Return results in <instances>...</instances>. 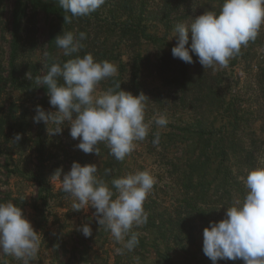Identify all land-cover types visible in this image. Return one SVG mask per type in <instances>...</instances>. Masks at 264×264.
Masks as SVG:
<instances>
[{
	"label": "rangeland",
	"instance_id": "374dc122",
	"mask_svg": "<svg viewBox=\"0 0 264 264\" xmlns=\"http://www.w3.org/2000/svg\"><path fill=\"white\" fill-rule=\"evenodd\" d=\"M216 1L187 0L186 15L193 20L205 11H216ZM168 3L164 0H143V3L142 0H134L128 14L119 11L115 0H106L98 9L102 14L100 19L83 17L84 22L76 21L74 24V36L80 32L86 34L85 47L79 55L91 53L96 61L107 60L115 64L123 80L133 83L130 93L133 96L142 93L147 97L146 122L157 114H164L169 121L163 128L153 122L148 137L121 162L108 154L109 149L104 144L98 145L99 156L79 150L76 145L80 140L72 139L68 122H64L60 134H51L56 127L54 124L33 123L37 105L46 114L57 111L48 102L46 87L37 85L34 78L45 75L53 62L63 63L72 58L65 57L54 40L66 31V27L54 17L28 11L19 29L14 31L10 25L12 1L0 0V203L11 201L20 207L24 217L41 235L38 254L30 264H86L84 258L91 259L93 264H104L105 261L110 264H137L135 257H139L138 264H163L158 257L163 253V244L153 232L145 230V224L132 229L143 243H139L132 252L125 250L118 255L115 249L121 245L114 241L110 231L99 227L95 209L89 207L76 211L72 207L73 198L61 190L58 180L51 177L57 169H62V181L74 161L81 166L95 164L100 177L109 183L113 177L148 171L156 179L143 205L148 217L156 216L153 220L158 226L159 218L179 215L182 227L192 228L194 245L187 248L197 256L195 251L203 240L201 224L193 215V205L188 200L191 195L183 190L179 169L177 166L168 167L166 174L163 162L149 156L146 150L153 148L161 153L164 139L154 145V137L150 134L166 133L170 124L179 125V122L194 117V104L183 102L181 95L168 84L177 73L175 61L179 60L168 56L176 45L173 30L179 18L184 17L180 7L178 14L170 12L166 7ZM126 20L129 21L128 26L139 23L146 37L135 35L134 28H128L121 34L116 24ZM190 43L191 40L189 46ZM255 44L258 45L255 50L248 46L241 48L245 54L241 63L214 68L227 77L223 91L227 95L240 96L241 106L249 112L256 128L260 126L259 119L264 118V26ZM28 73L33 79L27 77ZM107 87L108 79L100 83L98 91ZM16 134L21 135L19 141L15 140ZM171 153L181 158L180 152L178 154L173 149ZM106 168L112 170L108 176H104ZM44 187L47 190L44 191ZM84 224L92 228L91 237L85 238L77 230ZM182 257L184 255L178 251L172 256L176 262L190 264L189 256ZM1 261L3 264H23V261L6 256L2 251Z\"/></svg>",
	"mask_w": 264,
	"mask_h": 264
},
{
	"label": "clouds",
	"instance_id": "9594fccd",
	"mask_svg": "<svg viewBox=\"0 0 264 264\" xmlns=\"http://www.w3.org/2000/svg\"><path fill=\"white\" fill-rule=\"evenodd\" d=\"M106 0H58L59 7L70 15L64 21L89 16ZM264 26V0H222L218 11H205L190 24L178 23L174 27L176 45L171 49L173 58L192 64L193 56L205 68L227 67L242 47L254 41ZM189 33L191 43L189 47ZM172 37V38H173ZM171 38V39H172ZM86 34L64 32L55 37L56 46L66 62H53L45 75L36 76L37 85L47 89L50 106L55 112L45 113L36 106L33 123H49L56 127L51 134H60L68 122L72 139L79 138L76 147L85 154L100 155L98 145L104 144L109 155L124 161L144 141L154 122L158 127L169 123L164 114L145 121L147 97L133 96L120 90V83L98 91L100 83L118 75V67L110 61H96L91 53L79 55L85 45ZM170 39V40H171ZM31 80V74H26ZM62 81V83H61ZM21 139L16 134L15 140ZM159 133L152 141L158 145ZM62 169L51 178L60 182L61 190L73 198L76 211L95 209L99 227L110 231L114 241L121 245L115 249L122 255L132 252L139 244L138 233L132 231L148 222L144 202L151 194L156 179L148 171H137L109 182L100 177L95 164L81 166L73 162L70 171L60 180ZM111 169H104L108 176ZM246 193L226 208L225 218L209 222L203 229L202 252L216 264L219 260H242L244 264H264V167L251 169L242 177ZM85 238L92 236L88 224L78 229ZM41 235L24 217L22 209L9 201L0 203V251L30 264L38 254ZM139 262V257L134 258Z\"/></svg>",
	"mask_w": 264,
	"mask_h": 264
},
{
	"label": "trees",
	"instance_id": "16d2710c",
	"mask_svg": "<svg viewBox=\"0 0 264 264\" xmlns=\"http://www.w3.org/2000/svg\"><path fill=\"white\" fill-rule=\"evenodd\" d=\"M10 1L13 4L10 25L14 31L19 29L28 11L54 17L66 27L65 32H73L76 21L84 22L83 17L73 18L71 22L64 21V16L70 13L61 9L58 2L55 4L48 0ZM164 1L169 2L166 7L172 13L178 14L177 11L179 7L181 8L184 17L179 18V23H191L192 18L186 15L187 0H177L176 5V0ZM221 3L222 0L216 1V11L219 10ZM133 4L134 0H115L119 11L128 14L131 13ZM101 15V12L97 10L86 17L100 19ZM128 22L127 20L120 21L116 24L121 34L128 28L132 30L134 28L135 35L146 37L139 23L128 26ZM190 40L191 34L189 33ZM255 41L256 39L247 45L252 50L258 46ZM190 55L193 56L192 64L180 59L175 61V67L178 70L168 84L181 95L183 102L194 104L192 111L194 117L179 122V125L170 124L168 132L159 133L160 141L163 139L165 141V144L161 143V153H157L153 148L146 150L149 156L163 162L166 174H168V167H178L183 190L191 195L188 200H191L193 215L201 224L202 233L210 221L219 222L225 218L226 208L230 207L235 199L243 198L246 188L242 177L251 169L264 167V118L259 119L260 126L255 128L249 112L241 106L240 96L230 93L227 95L223 91V85L227 82L225 74L219 73L214 67L204 69L198 63V58L191 52ZM168 56L172 57V53H168ZM243 58L245 54L241 49L234 61H229L228 66L232 67L238 62L241 63ZM133 76L136 77V74L134 73ZM117 83H120V90L131 92L133 83L124 81L121 73L108 79L107 88L114 87ZM150 136L155 138L154 133ZM173 149L178 154L180 152V159L171 153ZM43 190L47 188L44 187ZM173 215L169 214L163 219L159 218L161 221L158 226L153 220L156 216L150 215L145 224V230L153 232L156 239L163 244V253L158 255L159 259L163 264H181V261L176 262L172 258L178 251L184 255L182 258L189 256L190 264H212V261L203 254L202 244L195 251L197 256L189 252L188 245H194L192 228H183L179 223L182 221L180 216L173 217ZM139 243L142 244L143 241L139 240ZM83 261L86 264H93L89 258H84ZM0 264H3V261ZM57 264L64 263L58 262ZM104 264L110 263L105 261ZM216 264H244V262L239 259L219 260Z\"/></svg>",
	"mask_w": 264,
	"mask_h": 264
}]
</instances>
